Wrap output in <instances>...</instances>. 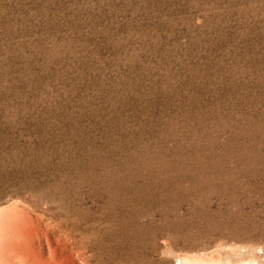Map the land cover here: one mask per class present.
Returning <instances> with one entry per match:
<instances>
[{
	"label": "rangeland",
	"instance_id": "obj_1",
	"mask_svg": "<svg viewBox=\"0 0 264 264\" xmlns=\"http://www.w3.org/2000/svg\"><path fill=\"white\" fill-rule=\"evenodd\" d=\"M87 189L134 213L113 264H264V0H0V205Z\"/></svg>",
	"mask_w": 264,
	"mask_h": 264
},
{
	"label": "bare ground",
	"instance_id": "obj_2",
	"mask_svg": "<svg viewBox=\"0 0 264 264\" xmlns=\"http://www.w3.org/2000/svg\"><path fill=\"white\" fill-rule=\"evenodd\" d=\"M123 204L119 197L110 199L106 191L90 189L82 190L69 210L55 204L37 209L18 199L2 204L0 264H113L120 259L125 229H131L133 237L136 231L134 213L123 215ZM135 258L130 252L129 264H136ZM260 262L251 251L233 260L232 253L212 250L184 252L176 264Z\"/></svg>",
	"mask_w": 264,
	"mask_h": 264
}]
</instances>
